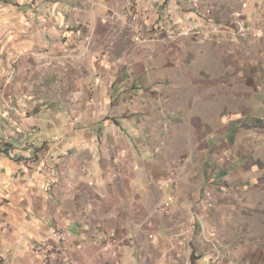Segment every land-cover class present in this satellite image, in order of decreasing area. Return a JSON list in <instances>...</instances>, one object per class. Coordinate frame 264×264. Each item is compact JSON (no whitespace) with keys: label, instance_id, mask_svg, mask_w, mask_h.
I'll return each mask as SVG.
<instances>
[{"label":"crops","instance_id":"obj_1","mask_svg":"<svg viewBox=\"0 0 264 264\" xmlns=\"http://www.w3.org/2000/svg\"><path fill=\"white\" fill-rule=\"evenodd\" d=\"M241 92L264 0H0V264H264Z\"/></svg>","mask_w":264,"mask_h":264},{"label":"rangeland","instance_id":"obj_2","mask_svg":"<svg viewBox=\"0 0 264 264\" xmlns=\"http://www.w3.org/2000/svg\"><path fill=\"white\" fill-rule=\"evenodd\" d=\"M235 92L239 94L237 91ZM255 93H258V91H255ZM241 94V98L244 100L247 93L241 92ZM255 97L257 98L255 99ZM255 97L253 100L250 98L245 99V105L251 109L250 114L237 115L235 120L238 122V128L232 130V132L229 131V133H227L228 138L222 140L217 148L211 149L218 155L222 154L223 159L225 158V163L222 162L220 164L221 167L216 168L219 173L226 174L227 171L234 172V170L237 172H243L246 168L249 173L251 172L254 177H257L256 179H258L259 185L264 186V105H259L260 102H264V92ZM231 141L234 143V147L231 146V151L228 152V146H230ZM235 151L237 153L244 152L249 155L246 162L243 158H240L237 165L240 168L237 166L231 168L230 166V160H232V155L235 154ZM254 188L256 189V187ZM259 188L260 187H257V190Z\"/></svg>","mask_w":264,"mask_h":264},{"label":"built area","instance_id":"obj_3","mask_svg":"<svg viewBox=\"0 0 264 264\" xmlns=\"http://www.w3.org/2000/svg\"><path fill=\"white\" fill-rule=\"evenodd\" d=\"M200 34H201V31L195 32L196 36H199ZM169 207H170L169 204H165L164 207L162 208V212L164 214H168L169 213ZM63 231H65V230H63ZM67 253H68V246H67V240H66L65 248L63 249V255H64L63 264H71L70 258H69V256H67ZM36 255H42V256H44V258H49V260H51V253L47 252L43 248H38L36 251Z\"/></svg>","mask_w":264,"mask_h":264},{"label":"bare ground","instance_id":"obj_4","mask_svg":"<svg viewBox=\"0 0 264 264\" xmlns=\"http://www.w3.org/2000/svg\"><path fill=\"white\" fill-rule=\"evenodd\" d=\"M162 30H164L165 29V26L164 27H162L161 28ZM167 29V28H166ZM183 32V33H182ZM180 31V33H178V35H180V36H182V35H188L189 33L188 32H184V31ZM197 32V31H196ZM174 36V35H173ZM177 37V36H176ZM58 238H59V240L60 241H64V239H65V233H63V232H59L58 233Z\"/></svg>","mask_w":264,"mask_h":264}]
</instances>
